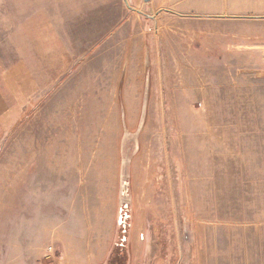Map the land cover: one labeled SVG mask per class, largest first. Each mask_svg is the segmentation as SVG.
Instances as JSON below:
<instances>
[{
	"label": "rangeland",
	"instance_id": "374dc122",
	"mask_svg": "<svg viewBox=\"0 0 264 264\" xmlns=\"http://www.w3.org/2000/svg\"><path fill=\"white\" fill-rule=\"evenodd\" d=\"M128 2L0 0V264H264V0Z\"/></svg>",
	"mask_w": 264,
	"mask_h": 264
},
{
	"label": "crops",
	"instance_id": "0c3cea01",
	"mask_svg": "<svg viewBox=\"0 0 264 264\" xmlns=\"http://www.w3.org/2000/svg\"><path fill=\"white\" fill-rule=\"evenodd\" d=\"M8 78L12 82L13 85V95L16 98L14 106L9 110V113L20 111L19 108H22L29 104L31 100L35 98L40 92V83L35 74L33 73L32 69L26 65L25 63L18 62L13 67H11L8 71ZM136 229L132 230V238L133 241L136 238ZM143 238V236H142ZM144 241V240H143ZM138 244H142L138 242ZM130 245L133 247V252L137 251V244L135 242L131 243ZM106 248V247H105ZM68 251H70V247L66 246L64 256L58 258L56 264H101L99 261L94 262L91 255L83 256V257H70L68 256ZM123 254V253H122ZM126 255V254H125ZM110 257L107 258L106 264H109ZM114 259V258H113ZM111 261L112 263L115 261ZM124 264H134L127 259L126 256L123 258ZM154 262V260H153Z\"/></svg>",
	"mask_w": 264,
	"mask_h": 264
},
{
	"label": "water",
	"instance_id": "95a60500",
	"mask_svg": "<svg viewBox=\"0 0 264 264\" xmlns=\"http://www.w3.org/2000/svg\"><path fill=\"white\" fill-rule=\"evenodd\" d=\"M150 1H151V0H144V2H145L146 4L150 3ZM126 2H127L128 7L132 8V7L130 6L128 0H126ZM132 9H133V8H132ZM127 185H129V184H128V182L126 181V182L124 183V187H123V194H125V195H126V192H127ZM125 195H124V196H125Z\"/></svg>",
	"mask_w": 264,
	"mask_h": 264
},
{
	"label": "bare ground",
	"instance_id": "6f19581e",
	"mask_svg": "<svg viewBox=\"0 0 264 264\" xmlns=\"http://www.w3.org/2000/svg\"><path fill=\"white\" fill-rule=\"evenodd\" d=\"M129 133L130 132H128V134ZM124 141H125V145L127 146V144H129V143H131L133 141V137L132 136H126ZM123 195H125V194H123ZM123 219H124V216H122L121 222L123 221Z\"/></svg>",
	"mask_w": 264,
	"mask_h": 264
},
{
	"label": "trees",
	"instance_id": "16d2710c",
	"mask_svg": "<svg viewBox=\"0 0 264 264\" xmlns=\"http://www.w3.org/2000/svg\"><path fill=\"white\" fill-rule=\"evenodd\" d=\"M121 255L118 257L119 259H122V261L124 262L123 258H125V254L120 253Z\"/></svg>",
	"mask_w": 264,
	"mask_h": 264
}]
</instances>
